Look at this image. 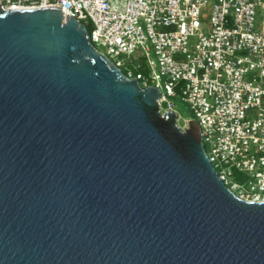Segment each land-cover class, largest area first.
I'll return each mask as SVG.
<instances>
[{
  "label": "water",
  "instance_id": "water-1",
  "mask_svg": "<svg viewBox=\"0 0 264 264\" xmlns=\"http://www.w3.org/2000/svg\"><path fill=\"white\" fill-rule=\"evenodd\" d=\"M52 6H0V264H264V201L217 176Z\"/></svg>",
  "mask_w": 264,
  "mask_h": 264
},
{
  "label": "built area",
  "instance_id": "built-area-1",
  "mask_svg": "<svg viewBox=\"0 0 264 264\" xmlns=\"http://www.w3.org/2000/svg\"><path fill=\"white\" fill-rule=\"evenodd\" d=\"M0 6L57 7L88 24L96 50L140 87L160 88L161 112L178 113L171 96L189 104L225 186L240 199L264 201V0H0ZM137 51L147 72L112 60ZM235 173L246 182L232 180Z\"/></svg>",
  "mask_w": 264,
  "mask_h": 264
},
{
  "label": "rangeland",
  "instance_id": "rangeland-1",
  "mask_svg": "<svg viewBox=\"0 0 264 264\" xmlns=\"http://www.w3.org/2000/svg\"><path fill=\"white\" fill-rule=\"evenodd\" d=\"M206 23H202V26H205ZM100 50L104 51V47H98ZM142 53L140 51L135 52L133 55L128 56V55H120L117 58H113L112 60H120L124 66L129 65L133 67L134 65H139V69L143 72H147V65L142 58ZM170 99L174 103V109L178 112L177 113V125L183 129L187 121L189 119H195L194 114L189 106V104L185 101H183L178 95L177 96H171ZM205 149L207 150V146L205 145ZM232 180L234 181H241V182H246L247 176L241 173H235L234 176L232 177Z\"/></svg>",
  "mask_w": 264,
  "mask_h": 264
},
{
  "label": "trees",
  "instance_id": "trees-1",
  "mask_svg": "<svg viewBox=\"0 0 264 264\" xmlns=\"http://www.w3.org/2000/svg\"><path fill=\"white\" fill-rule=\"evenodd\" d=\"M86 28H87V29H89V28H90L88 24L86 25Z\"/></svg>",
  "mask_w": 264,
  "mask_h": 264
}]
</instances>
